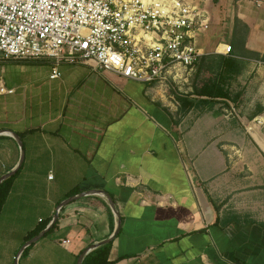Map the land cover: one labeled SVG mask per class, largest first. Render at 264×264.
<instances>
[{
  "label": "crops",
  "instance_id": "obj_1",
  "mask_svg": "<svg viewBox=\"0 0 264 264\" xmlns=\"http://www.w3.org/2000/svg\"><path fill=\"white\" fill-rule=\"evenodd\" d=\"M210 1L224 32L205 54L230 57L233 44L242 67L217 78L227 98L193 94L194 84L215 79L205 68L176 85L191 84L182 94L87 64H63L52 80L50 62H23L41 64L31 95L0 81L14 91L0 92V132L17 134L25 153L0 213V264H14L26 235L76 187L116 202L114 264H264V61L256 56L264 55V0ZM20 156L17 141L0 133V177ZM104 202L88 196L65 206L19 264H76L116 229Z\"/></svg>",
  "mask_w": 264,
  "mask_h": 264
},
{
  "label": "built area",
  "instance_id": "obj_2",
  "mask_svg": "<svg viewBox=\"0 0 264 264\" xmlns=\"http://www.w3.org/2000/svg\"><path fill=\"white\" fill-rule=\"evenodd\" d=\"M198 1L0 0V61L50 62L52 80L63 64H87L175 91L206 55L199 36L211 15Z\"/></svg>",
  "mask_w": 264,
  "mask_h": 264
},
{
  "label": "trees",
  "instance_id": "obj_3",
  "mask_svg": "<svg viewBox=\"0 0 264 264\" xmlns=\"http://www.w3.org/2000/svg\"><path fill=\"white\" fill-rule=\"evenodd\" d=\"M235 1H237V0H235ZM213 2H218V0H213ZM235 23L238 24V20H236ZM245 29L248 31L247 27ZM230 47H231V50L229 53L230 57L215 55V57H217V59H218V60H216V59H213L214 56H206L205 55L200 59V61L197 63V64L201 63V66H199V68L197 70V77H199V75L202 73V71H204V68H205L206 71H209L210 73H212V76H214L215 79H213L209 75L208 77L210 79L204 81L201 84V86H197L194 84L193 94L200 96V97H208L211 99L229 97L228 92L226 90H224V88L222 87L221 83L217 80V78L218 77H224L226 74H239L242 70L241 69L242 67H241V64L239 63V61L233 57L234 56L233 44H231ZM256 56L258 58H260L262 61H264V55L261 56L259 54H256ZM206 60H208L209 63H206ZM190 106H191V104H190ZM190 106H188V107H190ZM184 111H186V108ZM19 172H20V170L13 177H11L10 179H8L7 181H5L3 184L0 185V213H1L2 208H3V206L7 200V197L10 193L12 183H13L14 179L17 177V175L19 174ZM80 193H81L80 188L76 187L66 195L65 199L72 197V196H75V195L80 194ZM110 196L113 199V201L115 202L113 196L112 195H110ZM104 203L108 206L107 202H104ZM115 204H116V202H115ZM111 218L113 220L112 213H111ZM51 220H52V217L48 218L46 220L40 221L38 226L26 235L23 245L26 242H28L29 240H31L32 238H34L35 236H37L38 234H40L48 226V224L51 222ZM57 225H58V221L53 226V228L46 234V236L51 234L56 229ZM112 243H113V241L109 244L103 245V246L98 247L97 249L91 251L89 254H87L85 256L82 264H114V262L109 260ZM32 247L27 249L24 252L23 256L28 254V252L32 249ZM79 257H80V255L77 256L76 263H77Z\"/></svg>",
  "mask_w": 264,
  "mask_h": 264
},
{
  "label": "water",
  "instance_id": "obj_4",
  "mask_svg": "<svg viewBox=\"0 0 264 264\" xmlns=\"http://www.w3.org/2000/svg\"><path fill=\"white\" fill-rule=\"evenodd\" d=\"M4 132L10 133V135L17 141V143H18V145H19V147L21 149V156H20V160H19L18 165L14 169H12L10 172H8V173H6V174H4L3 176L0 177V185L3 184L8 179H10L11 177H13L21 169V167L23 165V162H24V159H25V153L23 151V143L21 141V138L17 134H15L13 132H9V131H1L0 133H4ZM88 196H102L107 201V203L109 204V206H110V208H111V210L113 212V215H114L115 219L117 220V226H116V229H115V231H114V233H113V235L111 237H109L106 240L94 243V244L90 245L88 248H86L82 252V254L80 255V257H79V259H78L76 264H82L85 256L87 254H89L91 251L97 249L98 247H101L103 245L111 243L114 240V238L117 236V234L119 233L120 226H121V217H120V214H119V212L117 210L115 202L113 201L111 196L107 192H105L103 190H93V191H88V192H82L80 194H77L75 196L67 198L66 200L62 201L58 205V207L56 209V212H55L54 216L52 217V220L48 224V226L40 234H38L37 236H35L34 238H32L31 240L26 242L20 248V250L17 253V256L15 258L14 264H19L20 258L22 257L24 252L27 249H29L30 247H32L33 245H35L37 242H39L42 238H44L46 236V234L53 228V226L59 220L60 212L65 206L69 205L70 203H72V202H74L76 200H79L81 198L88 197Z\"/></svg>",
  "mask_w": 264,
  "mask_h": 264
},
{
  "label": "rangeland",
  "instance_id": "obj_5",
  "mask_svg": "<svg viewBox=\"0 0 264 264\" xmlns=\"http://www.w3.org/2000/svg\"><path fill=\"white\" fill-rule=\"evenodd\" d=\"M194 2L198 3L199 1L194 0ZM217 3L218 2H215V4ZM211 6H212V3L209 0V6L207 8L209 9L211 8ZM218 24L219 23H217V21L211 18V26L209 30L205 32L204 34H200L199 46L203 48L204 50L206 49L205 47L209 45L210 38H214V39L216 38L215 43L223 40V38L220 39L222 36L220 33L224 32V29L219 31V27L221 25H218ZM204 52H208V51L205 50ZM36 66H41V64L39 63L35 65L32 63H23V62L0 63V81L4 82L7 89H9L10 87H14L16 90L22 89L23 91H27V93L30 94L34 89V86L31 84V81L33 79L32 70ZM199 66H201V63L197 64L195 71L192 72L191 76L188 78L194 79L195 77H197V70ZM201 75L204 76L203 74H200L199 76L201 77ZM190 87H191V84H184V85H181V90L180 89L178 90V88H176V90H177V93L182 94L184 92H190L189 90Z\"/></svg>",
  "mask_w": 264,
  "mask_h": 264
}]
</instances>
